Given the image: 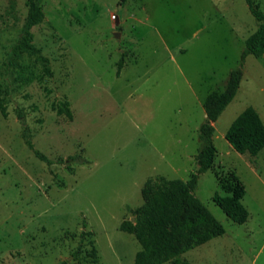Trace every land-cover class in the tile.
Wrapping results in <instances>:
<instances>
[{"label": "rangeland", "instance_id": "374dc122", "mask_svg": "<svg viewBox=\"0 0 264 264\" xmlns=\"http://www.w3.org/2000/svg\"><path fill=\"white\" fill-rule=\"evenodd\" d=\"M254 2L264 12V0ZM40 7L45 21L32 27V44L51 76L37 55L14 52L28 0H0V264H134L141 246L122 222L134 221L147 180L187 182L196 170L204 102L225 90L259 23L246 0ZM242 73L216 122L213 167L195 190L225 234L182 262L264 264V185L221 137L249 107L264 122V55H248ZM65 103L72 119L57 112ZM244 159L264 179V149ZM232 176L246 189L243 225L213 200L226 196L221 183Z\"/></svg>", "mask_w": 264, "mask_h": 264}, {"label": "trees", "instance_id": "16d2710c", "mask_svg": "<svg viewBox=\"0 0 264 264\" xmlns=\"http://www.w3.org/2000/svg\"><path fill=\"white\" fill-rule=\"evenodd\" d=\"M42 1L28 0L26 26L14 47V52L37 55L44 65L45 73L51 76L49 59L32 44V27L45 21V15L40 7ZM126 2L127 0H120L122 5ZM246 2L259 26L246 40L242 65L231 73L225 90L211 92L204 102L208 119L199 129L201 147L195 159L196 170L187 182L164 178L147 180L141 191L143 205L134 211V221H123L120 226L122 232L133 235L141 246L134 264H190L181 261L180 257L184 253L225 234L221 223L195 196V190L200 176L213 167L217 154L213 140L215 134L213 123L217 122L239 90L245 58L248 55L257 58L264 55V12L256 6L254 0ZM0 112L3 117L7 116L2 99ZM57 112L72 119L68 103L60 106ZM225 137L239 154L255 157L264 149V122L257 111L249 107L236 118ZM27 145L38 159L50 164L44 155L34 149L30 140H27ZM75 160L77 157L69 158V161ZM69 170L72 171L71 168ZM221 187L226 196L215 195L214 202L234 223L245 224L249 212L242 203L246 195L244 185L236 176H232L230 180L221 183Z\"/></svg>", "mask_w": 264, "mask_h": 264}, {"label": "crops", "instance_id": "0c3cea01", "mask_svg": "<svg viewBox=\"0 0 264 264\" xmlns=\"http://www.w3.org/2000/svg\"><path fill=\"white\" fill-rule=\"evenodd\" d=\"M203 109H204V112H205V121L208 119V114H207V112H206V110H205V108H204V105H203ZM213 126H214V129H215V134H214V141H215V138H216V131H217V129H216V123H213ZM201 127V126H200ZM227 132V131H226ZM226 132L225 133H223L222 135H221V137L223 138V140H224V143L226 142L227 144H228V146L230 147V150H232L235 154H237V156H238V158L239 159H241V160H243V163H244V165H245V167H247V168H249V171H250V173H251V175L257 180V181H259V182H261L263 185H264V179L261 177V175L259 174V172L257 171V169L255 168V161L254 162H252L251 160H247V159H244V155H242V154H239L230 144H229V142L226 140V137H225V135H226ZM262 152V151H261ZM260 152V153H261ZM259 153V154H260ZM258 154V155H259ZM254 163V164H253ZM209 242H211V240L209 241ZM208 242V243H209ZM208 243H206V244H208ZM205 245V244H204Z\"/></svg>", "mask_w": 264, "mask_h": 264}]
</instances>
